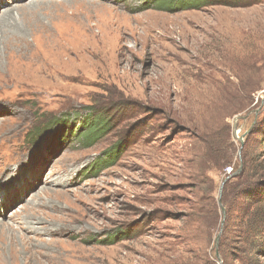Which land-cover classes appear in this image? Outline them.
Listing matches in <instances>:
<instances>
[{"label":"rangeland","instance_id":"obj_1","mask_svg":"<svg viewBox=\"0 0 264 264\" xmlns=\"http://www.w3.org/2000/svg\"><path fill=\"white\" fill-rule=\"evenodd\" d=\"M148 1L0 0V264H242L224 230L264 184V0ZM87 115L112 121L92 144ZM242 246L264 264V235Z\"/></svg>","mask_w":264,"mask_h":264},{"label":"trees","instance_id":"obj_2","mask_svg":"<svg viewBox=\"0 0 264 264\" xmlns=\"http://www.w3.org/2000/svg\"><path fill=\"white\" fill-rule=\"evenodd\" d=\"M261 0H149L148 5L156 10L163 12H178L183 10H199L202 8L212 7V6H227V7H241L248 6L252 4L259 3ZM90 113V112H89ZM111 120L107 118V115H102L101 118H90L86 117L83 121V129L78 132L77 138H82V140L92 144L96 142L101 135H105L109 130V124ZM119 151L113 152L107 151L104 156H106L111 161H116L118 159ZM108 163V162H107ZM256 160H249L245 162L243 166V175L241 176L244 183H248L254 180V165ZM112 164V163H110ZM105 166L100 164L92 165L91 173L97 169H101ZM254 182L251 185L239 186L240 190L236 194L232 190L231 195L232 199L230 205L228 206L226 223H225V233H227L232 219L235 218L236 228L238 230L239 239L236 241L240 245V254H233L238 262L242 264H258L254 254H249L247 248H242L244 244H248V241L251 240L252 235L255 233L264 235V184H256ZM228 184V183H227ZM233 193V194H232ZM258 206H261L259 217L257 221L252 223L253 216ZM261 230V231H260ZM110 241H112L110 239ZM258 242L254 241V244H251V248L256 250L258 248ZM264 252V249L258 250V254ZM223 260L224 264H229L230 256L227 255V250H224L223 247ZM232 255V254H231Z\"/></svg>","mask_w":264,"mask_h":264},{"label":"bare ground","instance_id":"obj_3","mask_svg":"<svg viewBox=\"0 0 264 264\" xmlns=\"http://www.w3.org/2000/svg\"><path fill=\"white\" fill-rule=\"evenodd\" d=\"M30 9V8H29ZM27 11V10H26ZM11 17V16H10ZM3 27V26H2ZM4 28V27H3ZM3 30V29H2ZM22 35V34H21ZM13 38V37H12ZM13 40V39H12ZM21 45H25V47H24V49L23 50H32V48H31V46L27 43V42H25V41H22V44ZM20 47V46H19ZM2 59H0V66H1V64H2V61H1Z\"/></svg>","mask_w":264,"mask_h":264},{"label":"water","instance_id":"obj_4","mask_svg":"<svg viewBox=\"0 0 264 264\" xmlns=\"http://www.w3.org/2000/svg\"><path fill=\"white\" fill-rule=\"evenodd\" d=\"M244 137H245V135L244 136H242V137H238V136H236V138L241 142V144L243 145V142H244ZM217 243H218V241H219V237L217 238ZM220 262H221V260H220Z\"/></svg>","mask_w":264,"mask_h":264},{"label":"built area","instance_id":"obj_5","mask_svg":"<svg viewBox=\"0 0 264 264\" xmlns=\"http://www.w3.org/2000/svg\"><path fill=\"white\" fill-rule=\"evenodd\" d=\"M240 138V137H239ZM232 172V170L230 169V173Z\"/></svg>","mask_w":264,"mask_h":264}]
</instances>
